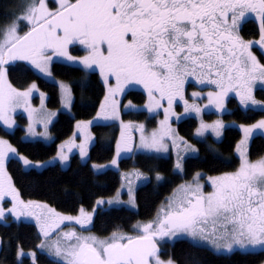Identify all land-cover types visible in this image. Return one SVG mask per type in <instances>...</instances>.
<instances>
[{
	"label": "snow or ice",
	"instance_id": "6c2138e0",
	"mask_svg": "<svg viewBox=\"0 0 264 264\" xmlns=\"http://www.w3.org/2000/svg\"><path fill=\"white\" fill-rule=\"evenodd\" d=\"M58 3L59 10L53 12L48 10L46 0H38V3L31 0L10 25L0 28L3 34V41L0 42V82L6 77L4 65L17 59L30 60L41 72L51 76V71L42 66L45 60H52L51 56H45L46 51L50 49L55 55L72 61L74 58L68 54V46L79 44L85 46L89 53L79 63L88 69L98 66L105 81L110 76L116 77L117 87L110 89L113 94L135 83L143 84L150 98L154 91L160 93L161 99L167 96L169 108L165 109L163 123H167L176 97L183 99L185 81L197 72L218 78L208 81L220 89L215 94L216 100L227 96L234 87H243L244 92H236L240 103L259 104L252 96V86L257 81L264 86V65H260L256 57L247 51L257 42L244 43L233 34V30L238 23L245 22L249 14L258 13L261 29L259 43L264 45V0H76L75 3L58 0ZM23 21L32 27L20 36L18 32ZM238 48L247 52L246 59L236 55ZM234 80L237 82L235 85L232 83ZM198 82L204 83L203 80ZM35 88L33 84L29 90L19 92L8 85L7 93L0 88V120L9 123L7 105L13 103L15 97H28ZM209 97L211 99L213 93H209ZM185 105V112L200 111L188 105L187 101ZM218 107L222 108V103ZM149 110H152L151 107ZM97 115L110 118L103 112ZM112 116H118V113L113 111ZM223 127L221 122L213 125L201 122L197 134L203 135L206 129L211 128L219 137ZM254 129H264V120L243 128L245 139L237 148L241 165L234 173L213 178V192L205 195L199 185L182 186L187 195L176 204L174 211L170 210L158 223L133 226L139 227L143 235L132 237L114 232L110 238L99 240L73 232L66 238L71 240L74 237L77 243L67 250L57 246L55 255L70 257L66 264H165L159 259L155 241L179 234L199 239L215 250L264 249V157L250 162L247 149L242 148L254 134ZM142 141L145 148L155 147L158 143L155 133L151 141L148 138H142ZM5 145L6 142L0 140V172L9 153H16L10 145L5 150ZM80 148L83 156L84 145ZM164 150L167 151V148ZM120 152L118 144L117 155ZM20 159L25 166H30L28 159ZM62 159L67 160V157ZM112 163L115 164L116 160ZM175 167L181 168V163L178 161ZM196 175L199 177L200 173ZM14 192L11 188L5 191L0 184V201L6 195H12L15 201L17 196L13 195ZM100 203L103 201H97L98 205ZM6 212L16 215V206L7 210L0 206V220ZM91 220V215L84 216L85 222L90 223ZM209 222L212 229L206 232L203 226ZM77 223L84 227L80 220ZM125 240L126 243L123 242ZM38 247L43 248V245ZM21 255L24 253L18 252V258ZM30 255L35 261V254ZM167 264L175 262L170 259Z\"/></svg>",
	"mask_w": 264,
	"mask_h": 264
},
{
	"label": "trees",
	"instance_id": "16d2710c",
	"mask_svg": "<svg viewBox=\"0 0 264 264\" xmlns=\"http://www.w3.org/2000/svg\"><path fill=\"white\" fill-rule=\"evenodd\" d=\"M31 0H0V28L10 25L16 16L24 11V5ZM25 31V30H24ZM242 39H256L259 36L258 24L251 18L246 19L239 29ZM257 55L264 61L262 54ZM7 77L11 84L23 89L35 83L39 91L46 94V105L57 110L55 120L50 126L52 141L24 140L25 118L16 116V127L7 132L0 126V136L6 138L24 157L43 161L53 157L59 144L70 137L74 132L78 120L92 118L98 111L105 94L104 84L97 72L82 67L68 65L54 61L50 71L55 81L46 80L39 76L32 68L23 62L7 63L4 65ZM57 81L69 84L72 102L67 111L60 109L61 96ZM193 85L188 84V89ZM255 97L264 102V90L257 89ZM35 98L34 101H36ZM131 101L137 104L146 102V95L140 90H128L123 96V103ZM227 111L222 118L227 121H236L241 124H252L264 116L262 109H243L234 97L226 101ZM215 114H207V118ZM122 118L132 121H147L149 126L155 125L154 117H148L146 112L125 110L122 108ZM197 120L192 117L182 119L176 124L178 133L191 141L197 149V155L187 156L182 162L181 172L174 168L173 158L160 157L152 154L137 153L134 156L124 157L119 162L118 170L95 172L92 163L109 161L115 152V145L119 134L116 123H97L91 126L94 141L89 149L88 160L80 161L77 155L71 157L66 168L58 164L43 169H23L18 159L7 160L6 169L13 186L24 200H38L64 214H76L80 209L90 210L99 198L113 196L121 185V172L133 168L149 175L150 180L139 186L135 193L136 208L110 207L97 209L92 218L90 230L106 237L114 232H129L137 221L151 219L155 216L159 205L166 199L174 188L183 181L190 179L196 172L206 175H218L236 170L239 158L235 153L241 132L233 126L224 128L219 141L207 137L199 140L194 137ZM248 155L251 160L264 156V137H252ZM162 177L161 181L156 176ZM0 237L2 252L0 264H32L27 256L18 258L20 250H35L41 238L32 222H16L9 219L6 223L0 222ZM160 254L165 259H171L175 264H262L264 250L229 254H217L210 248L191 243L186 239H177L166 243ZM37 264H54L43 253H38Z\"/></svg>",
	"mask_w": 264,
	"mask_h": 264
},
{
	"label": "rangeland",
	"instance_id": "374dc122",
	"mask_svg": "<svg viewBox=\"0 0 264 264\" xmlns=\"http://www.w3.org/2000/svg\"><path fill=\"white\" fill-rule=\"evenodd\" d=\"M58 4L59 3L57 0L53 5L50 6L52 9L48 7V10L54 12L56 10V7L59 8ZM238 15L239 13H237V16ZM229 17H230L229 23H231V15ZM249 18L253 19L258 24L259 36L256 39H246V40L242 39L239 32L242 23H238L236 29L233 30V34L239 36L244 43H248L249 41L257 42L247 51H250L252 55L256 57V60L260 65H264V61L260 60L256 52V51L260 52L262 54V58L264 59V45H261L259 43L261 40L259 14L251 13L248 15L247 19ZM28 25L29 24L26 21H23L20 23L19 29L21 28V26L27 28ZM2 41H3V34L0 33V42ZM85 51H86L85 46L74 44L72 46L70 45L68 48V54L74 58V60L72 61H69L66 57L55 55L52 50H47L45 56L54 57L56 59L55 60L56 62H62L68 65L85 68L83 64L79 63V61L82 58H84L89 54L88 51L87 52ZM225 55H227V52H225ZM236 55L240 56L241 59L243 60L246 59L247 52L244 51L243 49L238 48L236 49ZM5 58L6 60H8L7 56H5ZM16 62L25 63L23 60L10 61L9 63H16ZM53 62L54 60L51 61V64ZM42 66L46 67L44 65ZM85 69L97 72L98 75L100 76L101 81L104 84L105 94L97 113L92 118L76 121L73 134L70 137H68L66 140H64L61 144H59L58 150L53 157L43 161H34L24 157L23 155L18 154L16 151L15 154L9 153V155L5 158L3 171L0 172V184L3 185L5 191H8L9 188L14 189L15 192L13 193V195L17 196L15 201L13 200L12 195H6L3 201H0V206H2L5 210L10 209L15 205L16 213H17L16 215H13L12 213L6 212L5 217L2 220H0V222L6 223L9 219L16 222H32L35 224L39 232L41 240L35 250L19 251L24 253V255L19 256V259L27 256L31 259L32 264H37L36 257L38 253L45 254L48 258H50V260L54 262V264H66V260L70 259V257H65V256L57 257L55 255V249L57 246H59L62 250H67L69 249L70 245L76 244L77 241L75 240L74 237L71 240L66 238L67 235H70L73 232H75L76 235L81 237H96L99 240L110 238L113 233L106 237H100L94 234L90 230L92 220L90 223H87L84 221V216L91 215V217L93 218L97 209H108L110 207L123 206L128 209H135L136 190L139 186L148 182L150 178L149 175L138 170L137 168H133L129 171H122L120 173L121 185L113 196L97 199L93 208L90 210L80 209L76 214H64L58 212L57 210H55L54 208H52L51 206L47 205L44 202L38 200L22 199L19 196L18 192L16 191L15 187L13 186L12 181L7 173L6 163L8 159L10 158L18 159L23 169L25 170L28 169L40 170L43 169L44 167L54 164H58L60 167L66 168L70 162L71 157L74 155H77L80 161L86 162L88 160L89 149L94 141V136L91 132V126L97 123H116L119 129V134L115 145L114 156L109 161L104 163H92L91 167L94 169L95 172H102L108 169L118 170L119 162L122 158L127 156H134L137 153L152 154L160 157L171 156L174 161L175 170L177 172H181L183 160L187 156L197 155V149L196 146L191 141H189L184 136L178 133L176 129V124L182 119L192 117L197 120V127L194 132V137L199 140H204L207 137H211L213 140L219 141L223 135L224 128H226L227 126H233L240 130L241 137L239 142L237 143L235 150V153L239 158V166L236 170L232 172H228V173H234L239 169L241 165V158L239 152L237 151V148L238 145H241V141L245 139V133L243 131V128L251 127L257 122L264 120V116H263L262 118H259L256 122L252 124H241L236 121H227L222 118V114L225 111H227L226 101L229 97H234L237 100L238 105L243 109L251 108V109L264 110V102L257 99L254 95L255 90L257 89L264 90V86H262L259 81H257L256 85L252 86V96L256 101L259 102V104L256 106H253L251 104L243 105L240 103V97L236 95L237 91L244 92L243 87H234L231 91H229L227 96L222 97L221 100L218 101L216 100L215 94L218 93L220 89L217 88L215 84L208 83L209 80L218 79V78L215 76H208L206 73L201 74L197 72L195 75H193L192 77H190L188 80L185 81L182 89L183 99L176 97V99L173 101V104L171 106L167 123H163L165 121V109L169 108L167 96L161 99L160 93L154 91L153 97L150 98L148 89L145 88L143 84H135V83L131 85H126L123 91L117 90L115 94H113L110 91V89H115L117 87V80L115 76H110L109 79L105 81L104 76L101 74L100 68L98 66H94L91 69L88 68ZM38 75L41 77L44 76V75L43 76L40 75L39 73ZM257 76H259V72L257 73ZM45 79L47 80V78ZM200 80H203L204 83H199L198 81ZM58 82L64 84L63 88L61 87V85H58L60 90V96L62 94L61 97L62 104L60 109L63 111H67L71 107L72 95H71L70 87L69 84L66 82L63 81H58ZM189 83L193 85L191 89H188L187 84ZM232 83L235 85L237 82L234 80ZM33 84L35 83H31L23 89L16 88L9 81L6 73L5 80L3 82H0V88H3L5 93H7L8 85H11L12 88L17 89L19 92H24L29 90L30 86ZM225 86H227V82ZM65 89H67V91ZM128 90H140L144 92L146 95V102H144L143 104H137L128 100L127 102L123 103V96ZM209 93H213V97L211 99L209 97ZM40 94L41 91H39L38 88L36 87L34 90H32V93L28 97H15L13 103L7 105L6 118L9 123H5L4 120H0V126H2L3 129L6 130L7 132H12L17 125L16 116L22 115L26 121L25 133L22 138L26 141L30 140V141H41L43 143H50L53 139L52 134L50 132V126L55 120L58 111L48 108L46 104H41L42 96L40 97ZM31 98H32V104H30ZM35 98H37L36 101H34ZM185 101H187L188 105L199 108L200 111L198 113L196 111L185 112V107H186ZM221 103L223 105L222 108L218 107V105ZM157 104H159V106H157ZM150 107L152 109L151 111L149 110ZM122 108L131 111H140V110L145 111L148 117H154L155 125L149 126L147 121L145 120L143 121L124 120L122 118ZM113 111H116L118 113V116L113 117L112 116ZM101 112L105 113L110 118L106 119L105 115L98 116L97 114ZM207 114H215V116L212 118H207L206 117ZM201 122L208 125H213L216 122L223 123L224 127L220 130L221 135L217 137L211 128L206 129L203 135H198L197 130L200 128ZM9 124H11V127H9ZM153 133L156 134V140L158 142L157 145L152 148L143 147L142 138H148V140L151 141ZM256 135H260L264 137V129H254V134L251 137H249L248 143L242 146V148L247 149V152L252 137ZM0 140L6 142V145L4 146L5 150L9 145L12 148H14L6 138L0 136ZM118 144L121 147V152L119 155H117ZM80 145H84L85 154L83 156L81 155ZM161 145H163L164 147H161ZM128 148H130L131 150L130 151L127 150ZM164 148H167V151H165ZM192 149H195V151H193ZM64 156L67 157V160L62 159V157ZM20 157H24L28 159L31 162L30 166H25L23 160H21ZM262 157L264 156L251 160L248 155V159L250 162H257ZM114 159L116 160L115 164L112 163ZM178 161L181 163V168L179 169L175 167ZM197 173H200L199 177H197L196 175ZM228 173H223L218 175H206L202 172L194 173L190 177V179L181 182L174 188V190L170 193V195H168L166 199L159 205L158 210L153 218L143 221H137L136 223H134V225L142 226L143 224H146L148 222L158 223L159 220L163 219L170 210L174 211L176 204L180 203V201L183 200L184 197L187 195V193L183 191L182 186L191 185L193 187H196L197 185H199L201 186L202 192L205 195H207L214 191L211 180L213 178L220 177ZM158 176L159 179H157ZM156 180L161 181L162 177L160 175H157ZM97 201H103V203H100L98 205ZM109 201H111L112 203H109ZM24 205H28V207L25 208ZM81 210H83V215ZM62 217H71L72 219L62 220L61 219ZM77 220H80L82 223H84V227L81 226V223H77ZM133 226L131 228V231L129 232H125V233L115 232V233H117L118 235H126L132 237H136L138 235L144 234L139 227L134 228ZM203 227L205 228L206 232H210L212 229V223L209 222L207 225H204ZM45 232L48 233L47 236L44 235ZM177 239H186L195 245L208 247L217 254H229L234 251L249 252V251L264 250L260 247L249 248L246 250L235 249L231 252L224 249L215 250L214 248L210 247L208 244L201 242L199 239L193 240L185 234H179L177 237H166L163 240L159 238L156 239V243L159 249V259L164 261L165 264H167V261H169L170 259L163 258L162 255L160 254V251L166 243H171ZM220 243L223 244L224 241H220ZM39 245H43V248L38 247ZM31 253L35 254V261H33V256L30 255ZM262 264H264V262Z\"/></svg>",
	"mask_w": 264,
	"mask_h": 264
},
{
	"label": "crops",
	"instance_id": "0c3cea01",
	"mask_svg": "<svg viewBox=\"0 0 264 264\" xmlns=\"http://www.w3.org/2000/svg\"><path fill=\"white\" fill-rule=\"evenodd\" d=\"M57 1V0H56ZM55 1V2H56ZM70 2L71 3H75L76 2V0H70ZM57 5V4H56ZM59 5V4H58ZM56 7V6H55ZM59 7V6H58ZM59 10V8H57L56 7V10L55 11H58ZM54 11V12H55ZM31 25L29 24L28 25V27L27 28H25L24 26L19 30V32H18V35H20V36H24L26 33H28L30 30H31ZM25 29H27L26 31H24ZM61 35H63V33H61ZM71 46L72 45H74V44H70ZM69 45V46H70ZM69 46H68V48H69ZM106 47V46H105ZM50 50V49H49ZM88 50L86 49V51L85 52H87ZM17 60H19V59H17ZM55 61L56 59L54 58V57H52V60L51 61ZM27 65H29L35 72H37V73H39L40 75H44L43 77H45V78H47V79H49V80H53V81H55L54 80V78L52 77V74H51V76H48L47 74H46V72H42L41 73V71L38 69V68H36L32 63H31V61L30 60H23ZM51 61L50 62H48V61H44L43 62V64L42 65H44V66H46L45 68L46 69H48V70H50V67H51ZM57 83H58V85H63L64 86V84H62V83H60V82H58L57 81ZM13 89H15V88H13ZM15 90H17V89H15ZM34 90V89H33ZM18 91V90H17ZM42 96V98H41V104H46V94H44V93H42L41 92V94H40V97ZM61 97H62V94H61ZM71 102H72V99H71ZM30 104H32V98H31V102H30ZM61 104H62V100H61ZM69 110V109H68Z\"/></svg>",
	"mask_w": 264,
	"mask_h": 264
},
{
	"label": "flooded vegetation",
	"instance_id": "af4514ba",
	"mask_svg": "<svg viewBox=\"0 0 264 264\" xmlns=\"http://www.w3.org/2000/svg\"><path fill=\"white\" fill-rule=\"evenodd\" d=\"M55 3V0H46V5H47V8L50 7L51 5H53ZM51 8V7H50ZM231 15V14H230ZM230 19V17H229ZM190 84V83H189ZM192 85V84H191ZM188 86V84H187Z\"/></svg>",
	"mask_w": 264,
	"mask_h": 264
},
{
	"label": "water",
	"instance_id": "95a60500",
	"mask_svg": "<svg viewBox=\"0 0 264 264\" xmlns=\"http://www.w3.org/2000/svg\"><path fill=\"white\" fill-rule=\"evenodd\" d=\"M155 243H156V241H155ZM156 246H157V248H158L157 243H156ZM0 252H1V239H0Z\"/></svg>",
	"mask_w": 264,
	"mask_h": 264
},
{
	"label": "bare ground",
	"instance_id": "6f19581e",
	"mask_svg": "<svg viewBox=\"0 0 264 264\" xmlns=\"http://www.w3.org/2000/svg\"><path fill=\"white\" fill-rule=\"evenodd\" d=\"M0 239H1V237H0ZM1 252H2V239H1ZM1 252H0V255H1Z\"/></svg>",
	"mask_w": 264,
	"mask_h": 264
}]
</instances>
